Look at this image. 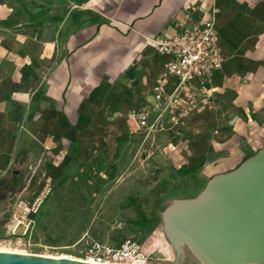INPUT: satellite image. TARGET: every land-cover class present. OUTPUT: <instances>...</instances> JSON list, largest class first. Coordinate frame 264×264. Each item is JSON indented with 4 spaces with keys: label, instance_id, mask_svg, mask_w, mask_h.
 <instances>
[{
    "label": "crops",
    "instance_id": "obj_1",
    "mask_svg": "<svg viewBox=\"0 0 264 264\" xmlns=\"http://www.w3.org/2000/svg\"><path fill=\"white\" fill-rule=\"evenodd\" d=\"M71 1L68 35L60 41L0 30V178H18L27 168L38 174L46 170L55 178L92 150H115L130 134L132 114L144 109L156 114L155 96L174 90L165 59L152 43L161 36L214 21L223 57L215 95L228 61L255 62L250 72L236 76L264 79L259 67L264 64V0ZM9 15L0 7V21ZM141 66L144 72L138 71ZM242 93L250 97L235 102L230 120L236 117L232 127L245 128L251 152L258 153L264 147V126L251 120L249 136L237 117L240 111L246 114L250 103L256 107L264 86L257 81L243 86ZM218 105L208 114L225 116L226 103ZM245 158L240 153L217 172L231 170Z\"/></svg>",
    "mask_w": 264,
    "mask_h": 264
},
{
    "label": "rangeland",
    "instance_id": "obj_2",
    "mask_svg": "<svg viewBox=\"0 0 264 264\" xmlns=\"http://www.w3.org/2000/svg\"><path fill=\"white\" fill-rule=\"evenodd\" d=\"M0 7L10 11L0 21V30L55 41L68 35L65 25L74 13L71 0H0ZM227 63L216 96L219 107L226 103L225 116L216 111L176 124L170 114L159 119L156 112L149 129L129 134L113 151L88 152L55 178L45 169L38 174L30 168L18 178H0V252L84 261L85 237L111 246L133 239L141 243L150 264H203L188 245L174 246L166 238L167 212L176 204L196 202L214 180L237 171L264 150L251 152L245 128L234 130L236 117L229 116L238 99L250 97L239 94L242 87L257 81L264 86V79L236 76L250 72L255 62ZM237 118L249 136L251 120L264 126V93L256 107L250 103L246 114L240 111ZM240 153L246 157L241 164L217 172ZM35 180L36 189L31 188ZM36 196L44 198V205L35 228L26 237H12L5 215L11 200Z\"/></svg>",
    "mask_w": 264,
    "mask_h": 264
},
{
    "label": "built area",
    "instance_id": "obj_3",
    "mask_svg": "<svg viewBox=\"0 0 264 264\" xmlns=\"http://www.w3.org/2000/svg\"><path fill=\"white\" fill-rule=\"evenodd\" d=\"M158 56L165 59L168 82H174L171 94L155 96L159 119L171 115L177 124L193 115L215 111L217 103L214 83L223 68L221 41L214 21L191 25L171 36L152 42ZM144 72L145 67H138ZM151 111L144 109L129 118V133L135 135L150 127ZM60 161V160H59ZM44 198L12 199L5 215L6 229L17 237H26L35 228ZM84 262L87 264H150L140 242L126 239L118 245H106L85 237Z\"/></svg>",
    "mask_w": 264,
    "mask_h": 264
},
{
    "label": "water",
    "instance_id": "obj_4",
    "mask_svg": "<svg viewBox=\"0 0 264 264\" xmlns=\"http://www.w3.org/2000/svg\"><path fill=\"white\" fill-rule=\"evenodd\" d=\"M264 193V150L248 160L237 171L228 176L214 180L206 189L204 195L192 203L174 205L166 215L172 217V226L180 231V240L187 239L196 245L209 244L218 228L228 226L230 218L237 223L244 221V216L252 215L258 208L255 192ZM237 216L238 219H234ZM245 223L254 224L253 220ZM166 229V220H165ZM258 235L250 244L255 250L264 249V233ZM171 243L176 246L178 242ZM235 249H228L234 251ZM249 249H247L248 251ZM209 253V251H207ZM227 254L219 252L220 260L227 259ZM218 255L213 257L218 258ZM245 256V255H244ZM242 257V259L244 258ZM0 264H87L62 259H49L39 256L0 254Z\"/></svg>",
    "mask_w": 264,
    "mask_h": 264
},
{
    "label": "bare ground",
    "instance_id": "obj_5",
    "mask_svg": "<svg viewBox=\"0 0 264 264\" xmlns=\"http://www.w3.org/2000/svg\"><path fill=\"white\" fill-rule=\"evenodd\" d=\"M254 197L258 202V208L250 207L244 210L248 211L254 209V214L244 216L245 220L240 221L239 223L230 218L231 223L226 227L218 228L210 239L213 241L209 244L201 243V245H196L194 242L187 239L180 240V231L172 226L173 220L171 216L169 217V214L165 216L166 238L173 243L176 241L180 245H188L203 264H264V249L259 251L250 246L253 240L258 236L255 235L257 232L259 233V236L264 233V193L262 191L255 192ZM238 217L240 216L236 215V218L234 219H238ZM249 219L253 220L255 223H245ZM228 249L235 250L229 251L227 254ZM247 249L249 250L247 251ZM207 251H209V253H207ZM219 252H222L225 255L227 254V259L220 260L218 255ZM0 254L22 255L9 252H0ZM214 255H218V258L213 257ZM243 256L244 258L242 259ZM45 258L52 259L51 257ZM58 259L85 263L84 261L74 260L67 257Z\"/></svg>",
    "mask_w": 264,
    "mask_h": 264
},
{
    "label": "trees",
    "instance_id": "obj_6",
    "mask_svg": "<svg viewBox=\"0 0 264 264\" xmlns=\"http://www.w3.org/2000/svg\"><path fill=\"white\" fill-rule=\"evenodd\" d=\"M21 2V1H20Z\"/></svg>",
    "mask_w": 264,
    "mask_h": 264
}]
</instances>
